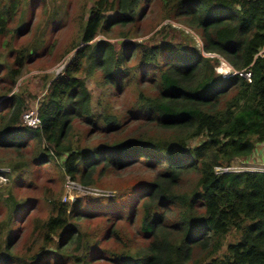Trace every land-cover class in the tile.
<instances>
[{
	"label": "trees",
	"instance_id": "trees-1",
	"mask_svg": "<svg viewBox=\"0 0 264 264\" xmlns=\"http://www.w3.org/2000/svg\"><path fill=\"white\" fill-rule=\"evenodd\" d=\"M58 1L0 0V47L38 31L0 48V264H264V173L216 171L264 146V0H89L32 129L11 92L45 47ZM154 15L150 29L179 24L201 47L169 23L134 41ZM219 58L235 73L217 74ZM48 167L114 193L70 204L51 194L47 217L32 220L37 201L14 192Z\"/></svg>",
	"mask_w": 264,
	"mask_h": 264
},
{
	"label": "rangeland",
	"instance_id": "rangeland-1",
	"mask_svg": "<svg viewBox=\"0 0 264 264\" xmlns=\"http://www.w3.org/2000/svg\"><path fill=\"white\" fill-rule=\"evenodd\" d=\"M62 6V11L58 15L57 21L53 22L46 28L45 33V43L44 48L38 53L37 56H33L31 61L28 62L26 68H24V75L16 81L15 87L12 90V93H20L22 98L25 101L26 109L25 111H36L38 108L39 102L42 100L45 90L46 84L49 80L59 75L62 71L64 66L71 60L73 56V50H70L71 46L77 39L79 34V25L81 19L84 16V12L87 9V5L89 0H60L58 1ZM49 6V5H48ZM50 7V6H49ZM67 8V9H66ZM50 9H47L45 14ZM41 11H39L40 13ZM42 14V13H41ZM43 16L41 17V20ZM156 20H159L158 15H154L151 18V22L142 26V34L134 39L136 42H145L149 43L150 38L157 32L162 26L166 24H171L172 27L182 29L187 33L191 34L196 43L200 46L201 40L198 36H196L193 32L186 29L185 27L170 23L168 21H164L161 24L157 25V27L150 29L152 26L155 25ZM26 21H31L29 17L26 18ZM42 22V21H41ZM38 31L32 29V33L29 36L24 38L23 40L15 42L12 39L10 41V37H6L2 40V45L0 48L3 50L14 48H19L22 45L31 44L34 40L35 36L37 35ZM11 35V34H10ZM106 38L99 36L97 40H105ZM113 40V42H115ZM5 43L8 45L5 46ZM201 47V46H200ZM264 52V51H263ZM261 52V54L263 53ZM11 61V59H10ZM224 60L219 58V64L215 68L216 73L221 75L222 77H227L233 74L232 68L228 65L226 66ZM233 72V73H232ZM4 76L3 70L0 71V83H2L1 77ZM97 76H99L97 74ZM95 76L86 81V86L89 92L92 95L93 103H95L99 96L101 95V88L97 86L96 80L99 78ZM3 87H7V83L3 85ZM131 95L127 96L126 99H131ZM115 106L119 107V101H114ZM97 109L96 107H94ZM99 110V109H97ZM24 111V113H25ZM23 113V114H24ZM257 153V152H256ZM264 153V152H263ZM261 153V155L263 154ZM245 162V163H241ZM251 163H258V168H263L262 164H264V155L263 159L260 160V157L256 156L253 160H246V161H235L233 163V167L235 166H252ZM38 171L34 174L27 175L25 177L24 185H28L30 182L33 184L28 189V192L22 193L18 190V187L15 190V194L21 195L23 197L32 198V200L37 201V207L35 215L32 216V220H44L48 215V206L44 203L46 196L51 194H58L60 195V199L64 203L70 204L74 201V198L79 197H98V196H109L112 195L114 192L112 190L101 189V188H91L86 187L83 188L77 184H69L66 179L63 181L59 180L58 173L52 167H48L47 169H37ZM1 171H7V169H2ZM132 175L125 176V179L122 180L120 183H126L131 179ZM8 183V179L5 176H0V187L6 186ZM118 183V184H120ZM24 189V188H23ZM23 191V190H22ZM20 216H25V213L20 214ZM17 227V224L14 226ZM31 224H29L28 231L30 230ZM27 238V234L25 239Z\"/></svg>",
	"mask_w": 264,
	"mask_h": 264
},
{
	"label": "built area",
	"instance_id": "built-area-1",
	"mask_svg": "<svg viewBox=\"0 0 264 264\" xmlns=\"http://www.w3.org/2000/svg\"><path fill=\"white\" fill-rule=\"evenodd\" d=\"M243 76L247 81H250L249 73L243 74ZM21 121L25 127L32 128V129L38 128L40 125V120L37 115V112L33 110L25 112L21 117ZM241 163L243 164L245 162H241ZM257 164L258 163H251L252 166H247V167L246 166L245 167L244 166L233 167L232 166L233 164H232L230 167L216 169V171L222 172V173H228V172H262L264 173V167L258 168ZM262 166H264V164H262ZM67 182L69 184H73V182H70L69 180Z\"/></svg>",
	"mask_w": 264,
	"mask_h": 264
},
{
	"label": "crops",
	"instance_id": "crops-1",
	"mask_svg": "<svg viewBox=\"0 0 264 264\" xmlns=\"http://www.w3.org/2000/svg\"><path fill=\"white\" fill-rule=\"evenodd\" d=\"M263 152H264V146L260 147L257 150V153H255V155L258 156V157H260V160H262L263 159V155H264ZM261 153H263V154L261 155ZM256 156L251 157L249 160H253Z\"/></svg>",
	"mask_w": 264,
	"mask_h": 264
},
{
	"label": "bare ground",
	"instance_id": "bare-ground-1",
	"mask_svg": "<svg viewBox=\"0 0 264 264\" xmlns=\"http://www.w3.org/2000/svg\"><path fill=\"white\" fill-rule=\"evenodd\" d=\"M226 66H228L226 63H224Z\"/></svg>",
	"mask_w": 264,
	"mask_h": 264
}]
</instances>
